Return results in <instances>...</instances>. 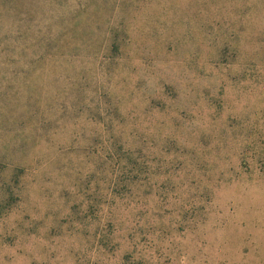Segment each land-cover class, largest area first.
<instances>
[{
    "label": "rangeland",
    "instance_id": "374dc122",
    "mask_svg": "<svg viewBox=\"0 0 264 264\" xmlns=\"http://www.w3.org/2000/svg\"><path fill=\"white\" fill-rule=\"evenodd\" d=\"M0 264H264V0H0Z\"/></svg>",
    "mask_w": 264,
    "mask_h": 264
}]
</instances>
